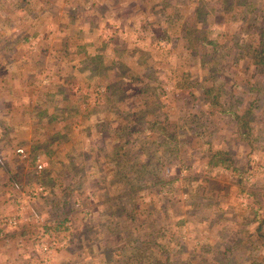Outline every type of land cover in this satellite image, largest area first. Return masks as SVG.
Segmentation results:
<instances>
[{
  "label": "rangeland",
  "instance_id": "rangeland-1",
  "mask_svg": "<svg viewBox=\"0 0 264 264\" xmlns=\"http://www.w3.org/2000/svg\"><path fill=\"white\" fill-rule=\"evenodd\" d=\"M247 1L0 0V264H150L135 248L155 229L179 264H264V66L245 47L264 40V0ZM185 28L208 30L206 60ZM206 87L250 110L247 139ZM154 121L166 145L136 127ZM213 147L242 171L212 167ZM128 157L158 166L133 220Z\"/></svg>",
  "mask_w": 264,
  "mask_h": 264
},
{
  "label": "trees",
  "instance_id": "trees-1",
  "mask_svg": "<svg viewBox=\"0 0 264 264\" xmlns=\"http://www.w3.org/2000/svg\"><path fill=\"white\" fill-rule=\"evenodd\" d=\"M238 2L242 3L244 6H248V5L253 3V2L247 1V0H238ZM79 8L80 7H77V9H79ZM77 9H75V10H77ZM75 10L72 14L73 16L71 15L72 17L77 16V15H74L76 13ZM185 35H186V41H187V45H188L187 48H189L190 51H192L193 53L197 54L199 56V59L202 58L203 60H206L205 49H207V47H209V46H211V47L215 46L214 41L208 38L209 37L208 30H195V29L189 30V29L185 28ZM106 43L107 42L102 43V47L100 48V50H102V48H105ZM245 47H246V55L248 56L250 63H252V64L256 65V67H259L262 69V67L264 66V40H261L258 43L257 47H252L250 44L246 45ZM80 51H83V50L80 49ZM130 53H133V52H130ZM104 56L102 57V60H105ZM84 60L91 62L93 65L97 64V61L93 58V56L89 57V55H87V57H85ZM110 61H111V64L109 67L118 66V64H119L118 60H114L111 58ZM119 66H121V64H119ZM117 68H116V71H117ZM123 69L124 68H121L122 71L120 70V72H117L120 76V78L118 77V79H120L118 81V84L110 87V88H114V91L117 93V99L119 98V96L122 97L124 94V92L121 91L122 90L121 84L123 83V81L121 79V75L123 74V71L125 70V69L124 70ZM211 71L216 72V73L218 72V70H216L214 67L211 68ZM101 72H103V70H101ZM194 86H195V84H193V86H192V84L186 78H184L182 83L175 84V87L180 88V89L189 88V87L194 88ZM110 88H107V89H110ZM115 88H116V90H115ZM202 89H203V93L208 97L209 105L211 107H213L214 109H216L219 114L230 115V117L236 121L237 130L241 131L240 133L243 135L244 139H247V135H248L249 128H250V123H249V114H250L249 112H250V110L246 109L242 113H238L237 111L226 108V106H225L226 103L223 104L219 100V98L221 96V92H225V90H223V89H221V92L216 91V89L214 87H206V88H202ZM90 95H91L90 92L84 93L83 97H81L82 103L87 104ZM152 109H154V108H152ZM139 114H141V112H139ZM140 123L141 122H137L136 124H138V125H136V127H138V128L142 127L141 128L142 132H144L148 129L151 130V136L149 134V136H147L148 138L153 137V135L155 134L156 139L161 140L163 144L166 145V143L169 141V139L165 135V129L167 126L165 125L164 121H161V122L160 121H154V122H152V124H147L146 126L141 125ZM196 133H198V132L196 131ZM161 135H164V136H161ZM145 143L147 144V146H149L153 142L151 141V142L147 143L142 139L141 143L138 146V149L145 151L146 150L144 148ZM125 145L118 144L117 147H115L113 150L112 158L114 156L116 157L114 160H115V164L117 167L120 166V163L118 162V160H121V158L118 155H120V153H122L121 151L124 149ZM147 150H149V148H147ZM152 150H153V152H156L155 148H152ZM156 157L158 158L157 155H156ZM207 157H208V162L212 165V167H226L227 169H231L232 171H236V173H240V171H242V169L240 167H236L233 165L234 164L233 160L228 156V153L224 150H221V148H214L213 147V148L208 149L207 150ZM125 158H126V155H124V159ZM125 164H128L130 166V168L133 170V175H132V177H129L128 176L129 172L127 174L124 173L123 175L120 173V177H124V175H126L127 181L132 178L135 185L134 186L131 185L130 187L126 188V194L122 195V197H120V198L126 199L127 202L129 203L128 205L131 206L128 210H127V208L125 209L124 214L130 220H133L134 215L138 211V207H137L138 195L137 194L139 193L140 188L142 187V183L146 181L145 177L151 178L150 180H152L156 177L158 166L151 165V164H154V161H153V163H151L150 161H148V159L145 160L144 162H141V163L132 162V160L130 162L129 157H128V161L125 160ZM139 164H140V166H139ZM157 181H158V179H157ZM128 192H130V193H128ZM125 195L127 196L126 198H125ZM125 205H123V206H125ZM65 220H66L65 217L59 219L57 221V225L55 226V230H56V228H60L61 225H63L65 223ZM155 231L156 232H154V233L148 232L147 234H145L144 239L141 240L139 243V246H137L135 248L136 249L135 255L137 257L139 256L140 258L144 256L143 258L146 259L148 261V263H150V264H179L177 261L170 260V253L173 250V248L170 246L171 240L169 242H166V243H160L159 241L157 242L156 238L158 236H162L163 234L158 235V233L161 234L160 230H158V229H155ZM173 238L175 239V242L177 244L178 236H175ZM156 248H159V250L163 253L165 258L161 259V258H159L158 255H154V254L151 256L145 255V253L147 251H154V249H156ZM236 263L241 264L238 262H236Z\"/></svg>",
  "mask_w": 264,
  "mask_h": 264
},
{
  "label": "built area",
  "instance_id": "built-area-1",
  "mask_svg": "<svg viewBox=\"0 0 264 264\" xmlns=\"http://www.w3.org/2000/svg\"><path fill=\"white\" fill-rule=\"evenodd\" d=\"M18 152L22 153V150H18Z\"/></svg>",
  "mask_w": 264,
  "mask_h": 264
}]
</instances>
